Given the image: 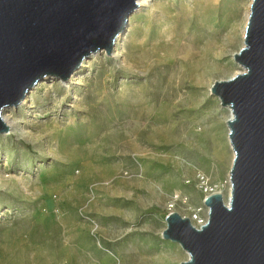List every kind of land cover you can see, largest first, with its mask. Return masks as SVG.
<instances>
[{"label": "rangeland", "instance_id": "374dc122", "mask_svg": "<svg viewBox=\"0 0 264 264\" xmlns=\"http://www.w3.org/2000/svg\"><path fill=\"white\" fill-rule=\"evenodd\" d=\"M249 3L148 0L110 56L3 111L14 129L0 135V264L186 261L161 233L168 213L199 228L204 198L225 201L228 114L210 87L239 70L219 50L233 23L241 48Z\"/></svg>", "mask_w": 264, "mask_h": 264}, {"label": "water", "instance_id": "95a60500", "mask_svg": "<svg viewBox=\"0 0 264 264\" xmlns=\"http://www.w3.org/2000/svg\"><path fill=\"white\" fill-rule=\"evenodd\" d=\"M137 1L0 0V135L10 130L3 111L16 109L43 79L66 82L91 56H110ZM233 60L241 72L210 87L231 111L229 200L207 195L199 228L167 214L161 237L186 252L180 264H264V0H251Z\"/></svg>", "mask_w": 264, "mask_h": 264}, {"label": "bare ground", "instance_id": "6f19581e", "mask_svg": "<svg viewBox=\"0 0 264 264\" xmlns=\"http://www.w3.org/2000/svg\"><path fill=\"white\" fill-rule=\"evenodd\" d=\"M147 1L148 0H138L137 1V4H138V6H143V5H145L146 3H147ZM232 1V0H231ZM250 2H251V0H249ZM229 3V2H228ZM227 4V3H226ZM250 4V3H249ZM249 4H248V6H247V9L245 10V17H244V24H243V26H242V28H241V42H240V44H241V46H242V44H243V34H244V29H245V25H246V22H247V17H248V13H249ZM244 9V8H243ZM242 9V10H243ZM196 16V15H195ZM244 16V15H243ZM243 19V18H242ZM226 23V22H225ZM220 25V24H219ZM127 26H128V24H127ZM127 26H126V28H127ZM223 26V25H222ZM240 30V29H239ZM235 31H236V25H234V23H233V25L230 27V29H229V34H227V36H226V39H225V46H224V48H221L220 50H219V53L221 54V53H228V52H232V56L235 54V53H237V52H234L235 50V48H236V46L238 45V44H236L235 43V40H234V36H235ZM125 32H126V29H125ZM124 32V33H125ZM124 33L123 34H121V35H119V37H118V40H117V43H116V45H115V49H117L116 47L119 45V43L122 41V39H123V37H124ZM220 33V32H219ZM219 38V37H218ZM216 40V39H215ZM230 55V54H229ZM239 67V70L238 71H236V72H234L233 74H232V76H234V75H236V74H238L239 72H241V68H240V66H238ZM231 76V77H232ZM179 83V82H178ZM181 83V82H180ZM195 84V83H194ZM195 87H197L196 85H195ZM203 93V92H202ZM218 99V98H217ZM219 101V100H218ZM220 103V102H219ZM218 103V104H219ZM224 110H226V112H227V118H226V121H225V123L231 118V111H230V109L228 108V107H224L223 108ZM9 115H2V120H3V122L10 128V130H12V129H14L13 128V122L9 119V117H8ZM227 138H228V129H227ZM230 147V146H229ZM231 148V147H230ZM229 148V149H230ZM232 151V150H231ZM232 155H233V153H232ZM233 157V156H232ZM232 162V161H231ZM220 193V192H219ZM229 196H230V184L228 183V189H227V193H226V196H225V201H224V203L225 204H227L228 203V200H229ZM129 204H131V203H129ZM118 216V215H117ZM123 216V215H122ZM125 217V216H124ZM115 219V218H114ZM126 220V219H125ZM129 224V223H128ZM151 224V223H150ZM155 224V223H154ZM145 228V227H144ZM144 228H143V230H144ZM147 228V227H146ZM145 228V229H146ZM156 230V229H155ZM154 230V231H155ZM140 233V232H139ZM147 235H153V232H151V231H147V233H146ZM147 237V236H146ZM151 237V236H150ZM148 245V244H147ZM146 246V245H145ZM151 246V245H150ZM133 248V247H132ZM131 248V249H132ZM135 248V247H134ZM173 248L174 249H176V247L175 246H173ZM141 250V249H140ZM149 252V249H147V248H144V249H142L141 250V253H148ZM179 252H181V251H179ZM185 254H186V252H184ZM177 254V253H176ZM181 254V253H180ZM180 254L178 253V256L177 257H180ZM174 256V255H173ZM176 256V255H175ZM133 257V256H132ZM186 257L188 258V256H187V254H186ZM135 258V257H134ZM181 258V257H180ZM176 259V258H175ZM187 260V259H186ZM147 261V260H146ZM146 263V262H145ZM151 263V262H150ZM144 264V263H143Z\"/></svg>", "mask_w": 264, "mask_h": 264}]
</instances>
